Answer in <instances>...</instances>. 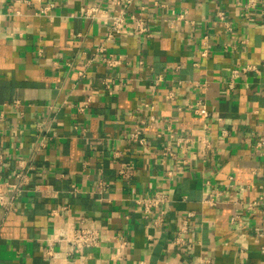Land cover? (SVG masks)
<instances>
[{
  "label": "crops",
  "instance_id": "1",
  "mask_svg": "<svg viewBox=\"0 0 264 264\" xmlns=\"http://www.w3.org/2000/svg\"><path fill=\"white\" fill-rule=\"evenodd\" d=\"M263 135L264 0H0V264H264ZM81 227L108 239L70 254Z\"/></svg>",
  "mask_w": 264,
  "mask_h": 264
},
{
  "label": "built area",
  "instance_id": "2",
  "mask_svg": "<svg viewBox=\"0 0 264 264\" xmlns=\"http://www.w3.org/2000/svg\"><path fill=\"white\" fill-rule=\"evenodd\" d=\"M51 6H53V4H50L44 7L42 11L46 12L47 10L51 8ZM101 12L103 11L93 6L90 8H86L85 15L92 16V17H100ZM220 16L222 19H225L226 14L221 12ZM132 18L134 19L132 28L136 32L144 33L148 31V26L146 25L142 17L133 15ZM110 19H111L110 24H109L110 34H114V33L121 34L127 29V27H129L127 19L125 16H123L122 13L113 14L110 17ZM228 28H230V26H228ZM206 43L207 41L205 40L204 44ZM107 61L110 64H114L113 59H107ZM252 69H255V68L251 65H247L243 67V70L245 71L252 70ZM230 86L232 87V84H230ZM196 112H199L203 115H207L208 114L207 106L203 103H200V106L196 108ZM205 142L204 144L208 146L209 145L208 141L205 140ZM258 145L264 146V135L259 138ZM27 182H28V176L26 172L24 171L16 172L15 180L9 184L12 190L10 195L0 194V207L3 210V214L0 218V235H1L2 225L4 223L6 215H8L10 212L17 209V203L21 195L23 194V192L26 190ZM168 201H169V195L163 191H157L154 194H151L147 197H141L138 199V202L144 205L145 211L148 214L149 213L152 214L155 210L160 211V214L155 219V223L157 225H159L162 222L161 214L164 210V208L162 209V207ZM206 201L211 202L213 204L215 203V201L211 197L206 198ZM190 215H188V217ZM189 230H190L189 220L187 217L183 218L181 222V226L174 238L175 243H177L178 245L185 244L186 234L189 232ZM258 233L260 236H264V223H262L261 226L259 227ZM61 239L69 245L70 247L69 252L70 254H72V253L81 252L86 247H100L105 241H107L108 233L105 230L99 229L97 227H83V228L81 227V228L74 229L69 235H63ZM125 244L126 242L124 241L123 245ZM50 253H53V252L50 251ZM192 264H203V263H201L200 261H197Z\"/></svg>",
  "mask_w": 264,
  "mask_h": 264
}]
</instances>
